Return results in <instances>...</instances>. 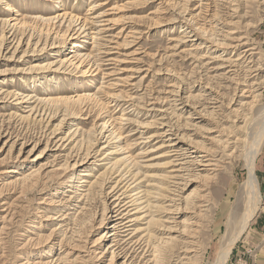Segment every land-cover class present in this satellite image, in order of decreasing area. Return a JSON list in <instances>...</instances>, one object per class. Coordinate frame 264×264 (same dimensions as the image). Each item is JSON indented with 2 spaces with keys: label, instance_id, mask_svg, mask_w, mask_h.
Masks as SVG:
<instances>
[{
  "label": "rangeland",
  "instance_id": "rangeland-1",
  "mask_svg": "<svg viewBox=\"0 0 264 264\" xmlns=\"http://www.w3.org/2000/svg\"><path fill=\"white\" fill-rule=\"evenodd\" d=\"M98 1L101 2V0ZM107 1H109V3L102 9V11H106V15L103 17V19L114 20L113 29L107 33H100L99 36L98 34H95L97 33L96 29H92L93 31L87 30L88 33L95 32L94 34L96 39H92L91 35H88L86 32L87 37H83L80 41V43H82L81 45L84 47L79 48L80 52L89 53L91 56H93L91 61L95 60L96 62V66L94 65V68H96L98 62H100L99 64H108L105 65L107 70L102 72L96 71L92 75H84L81 73L80 69H76L75 66L73 68L71 65L69 67L67 62H63V64L68 67L67 72L65 73L61 71L52 72L49 70L42 72V70H35L32 73L22 75L15 74L14 70L19 67L27 68L28 66L34 64L42 65L52 61L58 62L59 59L61 61L63 58L68 57L72 53L70 50L76 48L72 47L71 44L66 45V43H63L61 47H58L59 51L57 54L52 53L50 50L46 52L35 51L36 55L32 56L31 58H27L23 62L17 63L14 61H0V69H9V71L13 72L9 77H7L8 81H5L4 90H17L25 93H31V95H34V99H36L34 104L41 108V110H46L48 113L58 112V120L63 117V113L66 111L68 114H71L72 118L68 120V122H65L61 129L63 131V135L68 133L69 130H71V132L74 130L77 131L74 141L71 145H69V147L72 148L71 150H74V152H85L87 148L99 150L105 143L106 138L102 139L101 143L97 142L95 140L96 131H99V126L103 123V121L108 120L109 117L118 118L122 115L121 113H125V117H129L135 122L140 123L148 122L158 118V116L155 117L154 112L152 114V111H150L152 108H154V106L157 105V102H164V104L167 102L165 108L170 109V111L174 110L176 112L175 116L180 124L188 121L189 119H187V117L190 115L189 109L187 110V108H184L181 110L179 109L181 106H174L172 101L174 97H170L169 92L173 89H176L178 86L183 85L182 81H184V83H188L185 85V89H187V87L190 89V82L195 80L200 72L202 73V69L196 66L194 59L187 55L188 52H191L193 42H196L197 49H195V51H197L196 53H199V55L207 53V55L216 56L222 53L217 51L218 48H216V46H213V44L210 42H206L204 39L209 38L207 37L209 35V30L211 32V29H213L212 25L214 24H211L210 20L214 15L215 18H217L215 23H217L218 30H221L220 33L228 29L227 23H229L231 19L229 14L232 12L231 10L233 9L235 3V0H189V2L185 0ZM242 1H244L246 4L248 3L245 7V11H247L248 15L246 14V19H244V21L241 23V25H243V27L241 26L243 28H241V30L247 31L249 34L248 36L252 41L251 43H253L255 47L259 48L257 51L260 52L264 59V0H261L260 3L255 2V0H250L249 2H246L245 0ZM6 3H9L12 8L20 9L22 16L18 17L15 15V12H13L12 9L6 8ZM94 5V0H0V34L4 21H8V19L11 17H18L20 19L24 18L23 21L27 22L26 24L28 26L25 33V42L29 40L30 35H33L31 39V43L33 44L32 47L34 48L37 45V48L40 49L44 43L48 44L49 42L52 43L53 41L60 42L61 39L59 37L55 38L54 36L56 34L53 33L59 32L62 34L68 30V26L72 28V20L74 21V19V24L79 18L80 20L86 19V21L90 22L87 24V27L90 26L93 20L94 23L97 22L96 25L100 24L102 21L99 20L102 19H94V14H92V7ZM111 7H114L115 10L109 9ZM64 12H66L67 15L65 20L68 18L67 22L61 19V17L58 18V20L55 18L52 21H49L48 18L57 17L58 14ZM69 16L74 17H72V20H69ZM206 16L209 17L205 20ZM177 18L178 20L181 18L182 21H191V23L194 24L197 21V27H201L205 31L207 30L205 35L202 33V30H196L197 35L203 38V41L201 38L199 41L194 40L197 39L198 36H196L197 38L189 37L190 39H184L183 32H181L183 23L180 21L175 22L174 19ZM80 20L77 22V24L80 22ZM53 24L56 25L54 26ZM79 27L80 25L77 26V28ZM48 29L51 30L47 31ZM86 33L84 35H86ZM19 37H21V35H19ZM57 45H59V43ZM25 48H27L26 45L23 47V49ZM241 49H239L237 53H239ZM21 54L22 52L20 55ZM234 54L236 53L230 52V54L226 56H232ZM260 54L255 56L256 60L260 58ZM87 61L86 63H88ZM216 65L218 64L216 63ZM216 65H209V70L204 72L205 75L203 76V79L205 83L208 82L207 80H209V77L212 75L225 72L218 71V73L217 71L214 72L210 69V67H214ZM86 66L88 67L89 64ZM245 74V72L241 73V78H244ZM231 78L232 79L229 81L223 80L222 82L219 81L220 83L217 82L219 89L218 91L222 97L219 98L222 103L218 104L221 105L222 108L220 112H223L224 115H230L232 110H238L237 114H242L247 128L249 127V133H251V137H255V133L258 132L256 136L259 134L260 127L264 120V88L256 92L251 91L244 93V91H239V89L236 91V88L239 87V85L236 83L240 84L242 81L244 84L240 87L241 89L245 90L249 89V86H246L245 84L252 83L254 79H250V81L246 82L243 80V78L241 81L238 80L240 79L239 76L231 75ZM263 79L264 73L260 74L259 76V80ZM247 80H249L248 77ZM236 92L239 94V98L236 102L234 100V102H230L232 99H234V97H237V95L234 96V93ZM185 93L186 94H184V96H197L200 93L199 87L187 90ZM243 93L245 94L244 96H242ZM80 94L83 97V101L81 102L65 100L67 96L76 98L77 95ZM113 94L118 96L119 101L117 102H119L121 106L115 105V102H112V97H110V95ZM138 94H140V96ZM60 95L63 97V101L60 99V101H57L58 103H56L55 99H57L56 97H61ZM48 97H50L49 100ZM51 97H54V99ZM191 100L193 103L195 98H192ZM11 101L13 100L11 99ZM10 102L2 103L0 105V129H3L2 127H4L7 130L10 129V132L15 131L14 135H16L18 132H26L28 135L34 134L39 136V132L42 131V129L45 128L44 130H48L51 127L49 124L46 125V121H40V117H37L36 120L33 118L22 119L21 116L24 117L25 115H28V111H26L29 108L28 104L21 106L20 109V106L15 104L16 101L13 103ZM245 102H247L248 105L242 106V104ZM130 104H135V106H131ZM137 105L139 107H136ZM2 106L5 107L3 108ZM108 106L109 108H107ZM122 108L125 109L127 113L125 111L123 112ZM136 108L137 111L135 110ZM59 112L63 113L60 114ZM232 118H229L230 122H225L226 126L231 124ZM58 120L54 121V124L58 123ZM200 125H202V127H207L208 123L201 122ZM243 125L244 123H239V126ZM125 127L126 130L123 136H125V139L126 137L128 138L124 142H117L116 138L111 137L113 139L111 142H115L117 145H114L118 146L111 149H117L120 147L119 145H123L124 143L127 144L124 147L125 150L124 148H119L120 150H118L115 155H110L112 157V162L115 161L116 156L118 158L127 154H131L132 159L134 158L135 160L139 161V165H133V163H130V170L134 173L139 170V167L142 164V166H146L147 164L157 163L158 165L156 164V167H147L148 169L144 167L140 168L141 173L139 176H144L147 174L143 179L144 181H142V186L143 188H146V186L148 188L149 181L154 178L150 176L164 173L166 169L164 170V168L161 166L164 164L163 162H166L167 160L166 157L157 158V156L163 153L164 148L150 153L149 155H145L144 151L147 149L149 150L151 148H156L158 145H161L162 139H154L151 143L146 145H144L145 143L138 144L140 142H145L143 141L145 139L141 138L140 136L146 137L152 134L155 132V128L148 129L149 134L141 135L137 133L132 135L134 131L142 132L144 130L139 129L136 124H127ZM110 129L111 127L108 129L106 134L110 133ZM28 130H30V132ZM145 130L147 131V129ZM182 133H188V135H191L193 138L198 140L203 139V132L200 129H187L183 130ZM4 141L5 139L1 142L0 146L3 145ZM128 146L130 148L133 147L130 149L129 153H127L129 150ZM19 148L20 146L18 145L17 149L14 150L15 155L18 153ZM69 150L70 149L63 153H67ZM123 150L126 153L125 155L122 153L124 152ZM5 153L6 152H4L3 155L0 153V158L4 157ZM109 161L110 160H103L100 163H97L99 165L98 167L96 166L97 170L94 171L95 177L98 176V184L97 187L94 188L96 194L90 195V197H93V204L90 207L91 211L88 207V209L82 210V213L79 212V206L81 205L82 197L78 198V195L82 192V189L78 190V194L76 188L69 187L70 185L73 186L74 184L71 182L69 183L68 180H74V176L80 172V169L70 171L64 177L65 172H63L62 169H55L54 171H51L52 168H49L46 170V172L49 171V174L47 173L45 175V179H41L37 185L30 188L31 190L28 188V190H25L22 192V194H20L21 189H16L12 195H6L5 198L8 197V199L3 201L13 202V216L16 219L13 217L11 221L7 222V227L2 232L1 227L3 224L0 223V264H20L24 262L25 257L40 260V258H45V255L48 256V253L51 254L48 256L50 259L59 258L64 260L63 256L65 255V252H67V249H69L73 243L76 245L77 243H80L78 241L74 242L75 233V238H79L77 235L81 234L80 239L82 245L88 244L85 242H89L90 244V241L92 242L94 240H98L110 223L106 224L105 227L100 226L99 224L93 226L91 217L94 209L99 212L102 208V198L99 196V185L108 173L105 171V169ZM33 164V161H10L7 166H16L18 172H20V174L11 173V179H16L28 174L32 170ZM142 170L144 172H142ZM102 172L104 174H101ZM255 172L260 191L259 211L252 220L246 232L242 235L239 241H237L227 264H239L241 260L247 262V264H253L255 251L253 249V252L249 247H255L254 245L257 243H261V246H264V141L256 160ZM247 176L248 173L244 161L239 156V154H236L230 157H224L221 167H219L218 170L213 173L212 178L207 182V190L205 193L208 194L209 202L207 203V207H205L206 210L203 212L205 213V220L203 219L202 221V234L200 232V237L197 240L199 243V250L196 253V257H194V260L197 261L198 264H213L218 256L221 246L227 237L233 235L239 230L241 220L240 218L246 209V195L243 188ZM31 184L32 182L28 181V185ZM150 184H152L151 181ZM152 187L153 186H149V189H152ZM42 201L46 202L41 204ZM241 203L242 208L237 211L236 207L238 204L241 205ZM39 207H42V209ZM3 208L4 207L1 209ZM42 211H44L45 214ZM41 214H44L43 218L41 217ZM234 215H237L236 217L238 221L234 222L231 227H229L228 220ZM51 230H54V233L56 231V235L49 239L52 234L50 233ZM29 237L35 241L32 240L31 245L28 244L29 246L27 245L21 249L20 246H22V244L27 241ZM60 239H64L63 242L65 243L64 247L61 249L58 246ZM56 243L58 245H56ZM80 244L78 246L79 250L82 248L80 247ZM105 246L106 245H103V247ZM202 246L204 250H202ZM88 263L91 264V261Z\"/></svg>",
  "mask_w": 264,
  "mask_h": 264
},
{
  "label": "bare ground",
  "instance_id": "bare-ground-1",
  "mask_svg": "<svg viewBox=\"0 0 264 264\" xmlns=\"http://www.w3.org/2000/svg\"><path fill=\"white\" fill-rule=\"evenodd\" d=\"M94 1L95 5L92 7V14H94V19H102L99 20L102 21L100 24L96 25L97 22L94 23L93 20L90 26L87 27V24H89L90 22L86 21V19L80 20V18L78 20L76 19L77 21L74 24L75 19L74 21L72 20V17L74 16H69V20H72L73 27L70 28V26H68V30L62 34L59 32L53 33L56 34L54 36L55 38L59 37L61 39L60 42L53 41L52 43L49 42L48 44L44 43V45L40 49L37 48V45L34 48L32 47L33 44L31 43V39L33 35H30L29 40L25 42V33L28 27L26 24L27 22L23 21L24 18H18L19 16H22V12L20 11V9L12 8L9 3H6V8L12 9V11L15 12V15L18 17H11L10 19H8V21H4L2 25L0 34V61H14L17 63L23 62L27 58H31L32 56L36 55L35 51L46 52L50 50L52 51V53L57 54V52L59 51L58 47H61L63 43H66V45L71 44L72 47L76 48L70 50V52L72 53L68 57L63 58L61 61L59 59L58 62L52 61L44 63L42 65L34 64L28 66L27 68L19 67L14 70L15 74H27L32 73L35 70H42V72L49 70L52 72L61 71L65 73L67 72L68 67H66L63 62H67L69 67L71 65L73 66V68L75 66L76 69H80L81 73L84 75H92L96 71L102 72L104 70H107V68H105V65L108 64H99L100 62H98L97 67L94 68V65L96 66V62L95 60L91 61L93 56H91V54L89 53H82L79 49L80 47H84L83 45H81L82 43H80V41L83 37H87V30L93 31L92 29H96L97 33H88V35H91L92 39H96L95 34H98L99 36L100 33L110 32L114 26V20L103 19V17L106 15V11H102V9L107 6L109 1ZM185 1L189 2V0ZM245 1L249 2L250 0ZM260 1L261 0H255V2L257 3H260ZM247 4L242 0H235L234 7L231 10L232 12L229 14L231 19L229 23H227L228 29L226 31L220 33L221 30H218L217 23H215V21H217L215 15L210 20L211 24H214L212 25L213 29H211V32L209 30V35L207 36L209 38H206L204 40L206 42L212 43L213 46H216V48H218L217 51H220L222 53L216 56H210L207 55V53L199 55V53H196L197 51H195V49H197L196 42H193L191 52H188L187 55L194 59L196 66L202 69V73L200 72L196 79L190 82V89L199 87L200 93L197 96H184V94H186L185 91L190 90L188 89V87L187 89H185V85H187L188 83H184V81H182L183 85H180L176 89H173L169 92L170 97H174L173 100L171 99L174 103V106H181L179 108L181 110H183L184 108H187V110L189 109L190 115L187 117V119H189L188 121L180 124V122L176 119V112L174 110L170 111V109L165 108L167 102L165 104L164 102H157V105L154 106V108H152L150 111H152V114L154 112L155 117L158 116V118L144 123L135 122L133 119L125 117V113H121L122 115L118 118L109 117L108 120L103 121V123L99 126V131H96L95 140L97 142L101 143L102 139L106 138L105 143L99 150H95L93 148H87L85 152H74V150H71L72 148H70L69 145H71L74 141V137L77 135V131L74 130L71 132V130H69L68 133L63 135V131L61 129L62 125L72 118L71 114H68L67 111L64 112L66 114L61 112L63 113V117L58 120V112L48 113L46 110H41V108L34 104L36 102V99H34L35 97L34 95H31V93H25L17 90H4L5 81H8L7 77H9L13 72L9 71V69H0V105L2 103H9L11 99L13 101H11L10 103L16 101L15 104L19 105L20 109L21 106L28 104L29 108L26 110L28 111V115H25L24 117L21 116L22 119L33 118L36 120L37 117H40V121H46V125H51L48 130H44L45 128L42 129V131L39 132V136L34 134L28 135L26 134V132H18L16 133V135H14L15 131L10 132V129L7 130L4 127H2L3 129H0V144L5 139L3 145L0 146V153L1 155H3L4 152H6L4 157L0 158V202L8 199V197L5 198L6 195H12V193H14L16 189H21L20 194H22L23 191L37 185L41 179H45V175L49 172H46V170H48L49 168H52L51 171H54L55 169H62L63 172H65L64 177L70 171L80 169V172H78L74 176V180H68V182L74 184L73 186L70 185L69 187L76 188L77 193L78 190L82 189V192L80 194L78 193V198L82 197L81 205L79 206V212L82 213V210L88 209V207L90 208L93 204V197H90V195L96 194L94 188L97 187L98 176L95 177L94 171L97 170L96 166L98 167L99 165L97 163H100L103 160H110L107 163L105 169V171H107L108 173L106 174V177L104 176L105 178L99 185L100 195L99 192L98 195L102 198V208L99 212L94 209L91 217L93 226L99 224L100 226L105 227L106 224L110 223V225L107 226V229L102 233L98 240H94L92 242L90 241V244L89 242H85L88 244L82 245L80 239L81 234L77 235V237L79 238H75V233L74 242L78 241L81 244L77 243L76 245L73 243L71 247L69 246L70 248L67 249V252H65V255L63 256L64 260L59 258L50 259L48 258V256L51 254L48 253V256L45 255V258H40V260L25 257L24 262L20 264H89L88 262L90 261L91 264H198L197 261L194 260V257H196V253L199 250V243L197 240L200 237V232L202 234V221L203 219L205 220V213L203 212L206 210L205 207H207V203L209 202L208 194L205 193L207 190L206 184L209 179L212 178L213 173L217 171L219 167H221V163L224 157H230L239 154V156L244 161L248 173L243 188L246 195V209L242 213V216L240 218L241 220L239 230L233 235L227 237L224 243L222 241L223 245L221 246L218 256L213 263L227 264L237 241H239L242 235L246 232L252 220L258 213L260 202V191L255 172V164L264 141V120L262 125L260 122L261 127L259 130V134L256 136V134L258 133L256 131L257 133H255V137H251V133H249V127L247 128L245 119L243 118L242 114H237L238 110H232V112H230V115H224L223 112H220V110H222L221 105H218L222 103L219 99L222 97L221 94H219L220 92L218 91L219 89L217 82H222L223 80L229 81L232 79L231 75L239 76L240 79L238 80L241 81V79L243 78H241V73L245 72L246 74L243 78L244 81L248 82L250 81V79H254L252 83L245 84L246 86H249V89L245 90L241 89L240 87L244 84L242 81V83L240 82V84L236 83L237 85H239V87L236 88V91L237 89H239V91H244V93L251 91L256 92L264 88V79L259 80L260 74L264 73V59L261 56L260 52L257 51L259 48L255 47V45L251 43L252 41L249 38V34L247 33V31L244 30V32L241 30V28L243 27L241 23L244 21V19H246L245 17L247 11H245V7L247 6ZM109 9H114V7H111ZM66 16V12H64L58 14L57 17H51L48 19L49 21H52L55 18H57L58 20V18L61 17V19L65 20ZM208 17L209 16H206L205 20L208 19ZM67 19L65 20L66 22ZM79 20L80 22L77 24ZM174 21H180L183 23L181 32H183L184 39H190L198 36V38L196 37L197 39L194 40L199 41L201 37L197 35L196 30H202V33L204 35L205 33H207V30L205 31L201 27H197V21L195 22V24L191 23V21H182L181 18L179 20L178 18L174 19ZM78 25H80L79 28H77ZM50 30L51 29H48L47 31ZM85 33L86 35H84ZM19 35H21V37H19ZM201 40L203 41V38H201ZM58 43L59 45H57ZM25 45L27 48L23 49ZM239 49H241L242 51L240 50V52L237 53ZM21 52L22 54L20 55ZM230 52H234L236 54L232 56H226L230 54ZM257 54H260V58L258 60L255 59V56ZM86 61L88 63H86ZM216 63L218 65H216ZM88 64L89 66L87 67L86 65ZM212 64L216 65L214 67H210V69L214 72H225H218L219 74L212 75L211 77H209V80H207L208 82L205 83L203 79V76L205 75L204 72L206 70H209L208 66ZM247 77L249 80H247ZM244 93L242 94V96L245 95ZM138 95L140 96V94ZM236 95L237 97H234V99H232V101L230 102L237 101V99L239 98V94L236 92L234 93V96ZM110 97H112V102H115V105H120V103L117 102L119 101L118 96L113 94L110 95ZM49 98L50 97H48V100ZM56 98L57 99H55V101L56 103H58L57 101H60V99H62L63 97L61 96ZM192 98H195V101L193 103L191 100ZM52 99H54V97ZM82 99L83 97L81 94L77 95L76 98L68 96L67 98H65V100L67 101L70 100L76 102H81L83 101ZM243 105H248V103L245 102L242 104V106ZM131 106H135V104H132ZM136 107L139 106L137 105ZM107 108H109V106ZM122 110L123 112L125 111V109L123 108ZM135 110L137 111V108ZM229 118H232L231 124L229 126H226L225 122L229 121ZM56 120H58V123L54 124V121ZM201 122H207L208 126L202 127V125H200ZM239 123H244V125L239 126ZM127 124H136L139 129L144 130L142 132L134 131L132 135H135L137 133L141 135L149 134L148 129L155 128V132H153L152 134L146 137L140 136L141 138L145 139L143 140L145 142H140L138 144L145 143L144 145H146L148 143H151L154 139H162L161 145H158L156 148H151L144 151L145 155H149L150 153L164 148L163 153L157 156V158L166 157L167 160L166 162H163L164 164L161 163V167H163L164 170L166 169L164 173H160V175L154 174V176H150L154 178L150 180L152 184H150V181L148 180V188L147 186L146 188H143L142 186V181H144L143 179L147 174L144 176H139V174L141 173L140 168L156 167L155 165L157 163L147 164L146 166H142V164L137 172H132L130 170V163H133V165H139V161L135 160L134 158L132 159L131 154L125 155L126 153L124 151V147L125 145H127L125 143L123 145H119L120 149L124 148V152L122 153H124L125 156L118 158L116 156L115 161L112 162V154L115 155V153L120 150L119 148L111 149L113 147H118L115 146L117 145L115 144V142H111L113 140L112 138H116L117 142H124L128 138L126 137L125 139V136H123L126 130L125 125ZM110 127V133L106 134ZM145 129H147V131ZM187 129H200L203 132V139L198 140L193 138L191 135H188V133H182L183 130ZM28 131L30 132V130ZM18 145L20 146V148L18 150V153L15 155L14 150L17 149ZM128 148L129 150L127 153H129L130 149H132L133 147L130 148L128 146ZM68 149L70 150L67 153H63ZM10 161H33L34 164L32 170L28 174L16 179H11V173L20 174V172H18L16 166H7ZM142 172L144 171L142 170ZM101 174L104 173L102 172ZM28 181H31L32 184L28 185ZM149 186H153L152 189H149ZM43 202L46 201H42L41 204ZM2 207L4 208L1 209ZM39 208L42 209V207ZM241 208L242 203L241 205L238 204L236 207L237 211ZM13 209V202L3 201L2 203H0V223L3 224L1 227V232L6 229L7 222L13 219ZM89 210L91 211V208ZM44 214H41L42 216H40L43 218ZM237 215L231 216L229 218V227H231L234 222L238 221L236 217ZM50 233H52L50 237L47 235L49 239L52 236L56 235V231L54 233V230H51ZM32 240L33 239L29 237L27 241H25L22 246H20L21 249L26 247L28 244L31 245ZM63 240L60 239V241L58 242L59 245L56 243V245H58L60 249L65 245ZM79 244L80 247H82L80 248L81 250H79L78 248ZM103 245L106 246L103 247ZM201 248H203V246ZM202 250H204V248Z\"/></svg>",
  "mask_w": 264,
  "mask_h": 264
},
{
  "label": "crops",
  "instance_id": "crops-1",
  "mask_svg": "<svg viewBox=\"0 0 264 264\" xmlns=\"http://www.w3.org/2000/svg\"><path fill=\"white\" fill-rule=\"evenodd\" d=\"M256 244V243H255ZM255 247H249L250 249H254V262L253 264H264V246H261V243H257L256 245H254Z\"/></svg>",
  "mask_w": 264,
  "mask_h": 264
},
{
  "label": "built area",
  "instance_id": "built-area-1",
  "mask_svg": "<svg viewBox=\"0 0 264 264\" xmlns=\"http://www.w3.org/2000/svg\"><path fill=\"white\" fill-rule=\"evenodd\" d=\"M239 264H247V262L241 260Z\"/></svg>",
  "mask_w": 264,
  "mask_h": 264
}]
</instances>
